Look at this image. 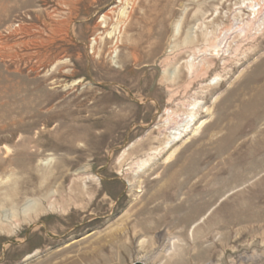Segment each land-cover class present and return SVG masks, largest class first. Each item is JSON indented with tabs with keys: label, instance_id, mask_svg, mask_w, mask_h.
Segmentation results:
<instances>
[{
	"label": "rangeland",
	"instance_id": "obj_1",
	"mask_svg": "<svg viewBox=\"0 0 264 264\" xmlns=\"http://www.w3.org/2000/svg\"><path fill=\"white\" fill-rule=\"evenodd\" d=\"M71 257L264 264V0H0V264Z\"/></svg>",
	"mask_w": 264,
	"mask_h": 264
},
{
	"label": "bare ground",
	"instance_id": "obj_2",
	"mask_svg": "<svg viewBox=\"0 0 264 264\" xmlns=\"http://www.w3.org/2000/svg\"><path fill=\"white\" fill-rule=\"evenodd\" d=\"M256 6H252L251 8H255ZM250 8V9H251ZM252 10V9H251ZM258 11V10H257ZM254 12V11H253ZM192 35V34H191ZM190 35V36H191ZM214 86V85H213ZM195 107H197V106H193V108H189L188 109V116H187V118L186 119H184V120H182V122L178 125V126H176L175 128H173V129H171L170 131L168 130V136H167V142H166V146L167 147H170V145L171 144H173L174 142H176L177 141V138H176V135H178V133L180 132V131H185L186 129H187V125H189L190 123H192L195 119H196V115L199 113V111L198 110H196V108ZM198 108V107H197ZM210 114V113H209ZM205 124V123H204ZM177 125V124H176ZM203 125V124H202ZM201 125V126H202ZM197 127V130L195 131L194 130V134L196 135L197 134V132H198V130H200V128H202V127ZM183 136V135H182ZM184 138V137H183ZM183 140V139H182ZM152 160V158H148V160H146V161H144V162H142V164H141V166L140 167H142V168H144L145 166L147 167L148 165V163H149V161H151ZM153 162V161H152ZM151 162V163H152ZM148 168V167H147ZM141 173V172H140ZM114 239V238H113ZM85 252V251H84ZM87 252V251H86ZM90 252H92V251H90ZM100 253V252H99ZM86 254V253H85ZM86 257H88V255H85ZM98 257V256H97ZM78 262V260H76L75 258H73V257H71V258H66L65 260H62L60 263H58V264H78L77 263ZM142 262V261H141ZM146 262V261H145ZM144 262V263H145Z\"/></svg>",
	"mask_w": 264,
	"mask_h": 264
},
{
	"label": "water",
	"instance_id": "obj_3",
	"mask_svg": "<svg viewBox=\"0 0 264 264\" xmlns=\"http://www.w3.org/2000/svg\"><path fill=\"white\" fill-rule=\"evenodd\" d=\"M137 264H140V263H137Z\"/></svg>",
	"mask_w": 264,
	"mask_h": 264
}]
</instances>
